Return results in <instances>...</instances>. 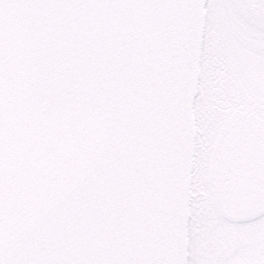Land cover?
<instances>
[{
    "label": "snow or ice",
    "instance_id": "snow-or-ice-1",
    "mask_svg": "<svg viewBox=\"0 0 264 264\" xmlns=\"http://www.w3.org/2000/svg\"><path fill=\"white\" fill-rule=\"evenodd\" d=\"M138 2L0 0V264H149L121 254L127 211L128 230L111 227L112 42L41 16ZM239 264H264V244Z\"/></svg>",
    "mask_w": 264,
    "mask_h": 264
},
{
    "label": "water",
    "instance_id": "water-1",
    "mask_svg": "<svg viewBox=\"0 0 264 264\" xmlns=\"http://www.w3.org/2000/svg\"><path fill=\"white\" fill-rule=\"evenodd\" d=\"M264 21V0H236ZM208 0H140L108 9L45 11L94 41L112 42L105 63L112 122L119 129L108 155L117 180L115 232L128 230L121 254L149 264H187L194 160L193 104ZM99 25L102 31L93 28ZM90 47H92L90 45ZM101 49L92 47L100 54Z\"/></svg>",
    "mask_w": 264,
    "mask_h": 264
},
{
    "label": "rangeland",
    "instance_id": "rangeland-1",
    "mask_svg": "<svg viewBox=\"0 0 264 264\" xmlns=\"http://www.w3.org/2000/svg\"><path fill=\"white\" fill-rule=\"evenodd\" d=\"M206 11L205 51L210 54L211 60L221 61L210 68L214 76L217 70L224 69L228 73L226 82L234 77L236 61L230 48L232 41L249 51L253 63L264 65V21L248 16L236 0H208ZM216 79L217 76L211 80ZM212 86L208 89V95L212 94L211 98H214L218 93L216 85ZM245 93L250 102L244 109V116H248L249 120L246 136L249 137L250 154L260 157L255 164L258 170V162L264 163L263 68L255 74L251 73L250 90ZM233 101L241 102V99L228 95L226 102ZM209 143L219 145L217 143L220 140L214 135L208 140ZM222 155L223 152H215L213 146H210L202 154L204 159L202 157L197 161L191 189L187 264H239L246 257L254 255L264 244V200L252 215L245 220L235 221L224 217L209 199V180L220 165ZM227 156L235 158L231 151H227Z\"/></svg>",
    "mask_w": 264,
    "mask_h": 264
},
{
    "label": "flooded vegetation",
    "instance_id": "flooded-vegetation-1",
    "mask_svg": "<svg viewBox=\"0 0 264 264\" xmlns=\"http://www.w3.org/2000/svg\"><path fill=\"white\" fill-rule=\"evenodd\" d=\"M230 48L236 61L233 68L234 77L230 76L232 80L226 82L228 73L219 68L220 71L217 70L215 74L217 79L213 81L211 79L215 76L210 68L221 61L211 60L210 54L205 51L204 39L202 42L198 88L193 104L195 145L192 183L197 161L202 157L204 159L202 154L210 146H213L215 152H223L220 165L211 174V181L209 180V199L224 217L240 221L252 215L254 209L264 200V163L258 162L257 170L255 164L260 157L249 152V137L246 136L249 120L248 116H244V109L250 104L249 97H245V91L250 90L251 73L255 74L258 69H264V65L253 63L249 51L239 43L232 41ZM213 84L217 87L218 95L211 98L212 94L208 95V89L213 87ZM228 95L238 96L241 102L227 103ZM214 135L220 140V143H217L219 145L207 144ZM227 151H231L235 158H229Z\"/></svg>",
    "mask_w": 264,
    "mask_h": 264
}]
</instances>
